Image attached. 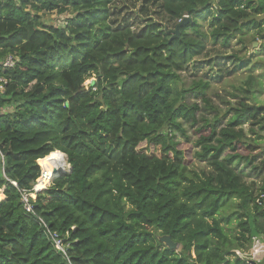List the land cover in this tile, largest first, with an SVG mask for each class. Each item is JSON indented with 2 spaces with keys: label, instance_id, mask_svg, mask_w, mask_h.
<instances>
[{
  "label": "trees",
  "instance_id": "1",
  "mask_svg": "<svg viewBox=\"0 0 264 264\" xmlns=\"http://www.w3.org/2000/svg\"><path fill=\"white\" fill-rule=\"evenodd\" d=\"M114 1L0 0V264H246L238 252L264 240L261 83L232 85L220 116L209 81L185 89L182 74L209 43L228 49L249 31L263 38L264 0H156L174 24L190 19L176 38L153 21L113 28ZM52 13L67 16L60 28L42 21ZM7 56L13 68H3ZM233 60L247 72L257 65ZM188 94L214 113L195 130L193 154L175 140L182 123H196ZM186 146L209 173L189 170ZM56 155L70 171L45 182L29 215L19 190Z\"/></svg>",
  "mask_w": 264,
  "mask_h": 264
},
{
  "label": "rangeland",
  "instance_id": "2",
  "mask_svg": "<svg viewBox=\"0 0 264 264\" xmlns=\"http://www.w3.org/2000/svg\"><path fill=\"white\" fill-rule=\"evenodd\" d=\"M110 19L111 26H131L135 31H140L145 22L153 21L163 25L166 29L174 32L177 24L169 20L166 16L161 14L160 7L156 0H115L110 7ZM67 16H58L54 13L46 14L42 16V21L45 24L61 27L64 25L65 18ZM208 30V28H203ZM264 34V31H263ZM238 56L243 61L249 60V65L257 63L255 69L251 72H247L246 67L240 70L233 60V56ZM264 37L256 35L255 31L246 32L242 36H237L236 39H232L230 47L228 49L211 45L209 43L202 56L196 58L190 63L187 69L182 74L183 88L189 87L193 81L198 79L208 80L211 84L209 90L206 93V97L209 100L210 106L213 110L218 111L220 116L228 110V104L232 97V85L239 86L247 80L249 76L254 78V82L261 83V89L263 90L256 97L257 105H264ZM95 79L94 77L85 82L88 86ZM187 104H196L199 107V111L196 113V123L186 124L182 123L184 132L175 133V140L181 144H187L193 148L192 154L198 152L199 148L196 146L197 134L195 130L203 124L204 120H210L213 116L212 109L207 107L201 102L200 96L195 94H188L186 96ZM225 119H222L225 123L228 115ZM223 118V117H222ZM247 131V128H244ZM262 138L260 145L264 150V131L260 133ZM185 146V145H183ZM186 146L188 150V156L190 157V147ZM192 156V163L189 170L196 173H209L210 169L204 161ZM64 160H66L65 156ZM261 160H264V151L261 154ZM44 165V162H43ZM66 165V161L63 162ZM40 166V165H39ZM68 168V166L66 165ZM41 168V167H40ZM64 172H69V168ZM234 226V224H232Z\"/></svg>",
  "mask_w": 264,
  "mask_h": 264
},
{
  "label": "built area",
  "instance_id": "3",
  "mask_svg": "<svg viewBox=\"0 0 264 264\" xmlns=\"http://www.w3.org/2000/svg\"><path fill=\"white\" fill-rule=\"evenodd\" d=\"M14 65H15V60L12 56H7L2 62V66L5 69L13 68ZM5 84L6 81L3 78H0V92L4 91ZM0 163H1L2 172H4V155L2 154L1 150H0ZM49 179L50 176H46L45 178H43V172L41 169L40 176L36 181V183L31 188V190H19L21 194V203L23 205L25 213L29 215H35L33 203L36 200V195L41 190L46 188L45 186L43 187V184L45 183L46 180ZM11 184L14 187L17 186L16 183L14 182H11ZM36 218L40 228L42 229L43 234L49 240L50 244L53 246L55 251L63 256H66L67 245L64 244V240L60 237V235L57 232L50 230L47 223H45L41 218L37 216ZM250 249L251 250L249 253L238 252V254L244 258L246 264H259L257 262V257L259 258L264 257V240L262 241L258 237H253L251 239Z\"/></svg>",
  "mask_w": 264,
  "mask_h": 264
},
{
  "label": "bare ground",
  "instance_id": "4",
  "mask_svg": "<svg viewBox=\"0 0 264 264\" xmlns=\"http://www.w3.org/2000/svg\"><path fill=\"white\" fill-rule=\"evenodd\" d=\"M63 156L64 155L53 156V157L45 160L44 161V165L41 163L42 161H40V166H41V169H42V172H43V178H45L46 176H50V178H51V177L56 175L55 171L63 172L67 168L66 166L63 165V162L66 161V160H64ZM66 164H67V162H66ZM68 168H70V167H68ZM44 186H45V183L43 184V187Z\"/></svg>",
  "mask_w": 264,
  "mask_h": 264
},
{
  "label": "water",
  "instance_id": "5",
  "mask_svg": "<svg viewBox=\"0 0 264 264\" xmlns=\"http://www.w3.org/2000/svg\"><path fill=\"white\" fill-rule=\"evenodd\" d=\"M190 19H188L187 17H185L176 27L175 31H174V36L173 38H176L178 37V34H179V27H181L182 25L186 24L187 22H189ZM66 158V157H65ZM70 167V166H69ZM70 170V168H69ZM60 173H64L63 172H58V171H55V174H60ZM160 241L163 242L164 244H166L170 249H175L177 247V244L172 242L170 240L169 237H161L160 238Z\"/></svg>",
  "mask_w": 264,
  "mask_h": 264
},
{
  "label": "crops",
  "instance_id": "6",
  "mask_svg": "<svg viewBox=\"0 0 264 264\" xmlns=\"http://www.w3.org/2000/svg\"><path fill=\"white\" fill-rule=\"evenodd\" d=\"M4 197V196H3Z\"/></svg>",
  "mask_w": 264,
  "mask_h": 264
}]
</instances>
